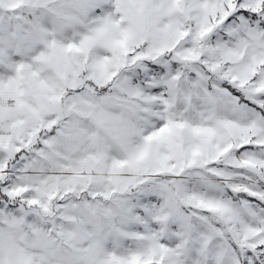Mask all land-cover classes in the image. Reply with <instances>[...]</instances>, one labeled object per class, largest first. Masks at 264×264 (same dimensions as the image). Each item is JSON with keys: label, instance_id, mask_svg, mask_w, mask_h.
Returning <instances> with one entry per match:
<instances>
[{"label": "snow or ice", "instance_id": "1", "mask_svg": "<svg viewBox=\"0 0 264 264\" xmlns=\"http://www.w3.org/2000/svg\"><path fill=\"white\" fill-rule=\"evenodd\" d=\"M0 264H264V0H0Z\"/></svg>", "mask_w": 264, "mask_h": 264}]
</instances>
